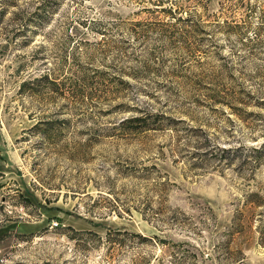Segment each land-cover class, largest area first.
Listing matches in <instances>:
<instances>
[{
    "label": "rangeland",
    "instance_id": "1",
    "mask_svg": "<svg viewBox=\"0 0 264 264\" xmlns=\"http://www.w3.org/2000/svg\"><path fill=\"white\" fill-rule=\"evenodd\" d=\"M0 264H264V0H0Z\"/></svg>",
    "mask_w": 264,
    "mask_h": 264
}]
</instances>
